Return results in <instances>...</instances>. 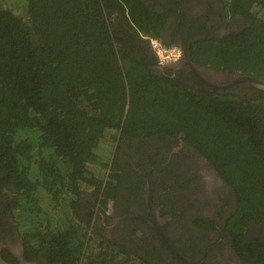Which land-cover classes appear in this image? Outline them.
I'll use <instances>...</instances> for the list:
<instances>
[{
	"label": "trees",
	"instance_id": "trees-1",
	"mask_svg": "<svg viewBox=\"0 0 264 264\" xmlns=\"http://www.w3.org/2000/svg\"><path fill=\"white\" fill-rule=\"evenodd\" d=\"M172 1L0 0L1 182L15 219L50 239V264H149L77 213L81 192L110 206L126 134L181 137L207 152L239 193L229 230L241 235L240 215L264 221V93H216L159 72L146 39L171 46L162 33ZM220 1L224 19L251 25L187 39L190 59L263 76L264 0ZM234 244L264 263V241Z\"/></svg>",
	"mask_w": 264,
	"mask_h": 264
},
{
	"label": "flooded vegetation",
	"instance_id": "flooded-vegetation-1",
	"mask_svg": "<svg viewBox=\"0 0 264 264\" xmlns=\"http://www.w3.org/2000/svg\"><path fill=\"white\" fill-rule=\"evenodd\" d=\"M158 1L164 4L169 0ZM146 4L158 11L165 9L156 8L153 1ZM168 11L162 39L171 45H185L194 37L218 38L226 31L251 25L237 14L224 19L220 0H173ZM167 70L172 76L182 72L190 85L216 93L254 96L258 91L244 85L212 87L187 71ZM117 163L121 177L106 211L96 206L93 193L81 192L77 200L78 215L99 234L149 264H264L243 257L234 244L238 236L243 244L264 241V221L240 215L241 235L239 228L229 230L239 193L207 152L181 137L126 134ZM3 174L0 171V264H50V239L25 230V222L15 219L8 190L2 187Z\"/></svg>",
	"mask_w": 264,
	"mask_h": 264
},
{
	"label": "water",
	"instance_id": "water-1",
	"mask_svg": "<svg viewBox=\"0 0 264 264\" xmlns=\"http://www.w3.org/2000/svg\"><path fill=\"white\" fill-rule=\"evenodd\" d=\"M123 23L126 27H129V23L125 19L123 20ZM174 45L180 48L181 56L176 62L158 66L161 74L165 72V68L173 71H187L192 73L198 80H200L201 83L212 87L227 89L231 86L244 85L264 92V75L254 77L228 71L214 70L193 62L189 57V52L186 49V46L182 42ZM169 249L176 255L175 251H173L170 247ZM186 262L189 263L188 261Z\"/></svg>",
	"mask_w": 264,
	"mask_h": 264
},
{
	"label": "built area",
	"instance_id": "built-area-1",
	"mask_svg": "<svg viewBox=\"0 0 264 264\" xmlns=\"http://www.w3.org/2000/svg\"><path fill=\"white\" fill-rule=\"evenodd\" d=\"M145 39V38H144ZM150 50L154 53L159 65H165L176 62L181 56V51L178 46H166L162 44L158 39L149 38L146 39Z\"/></svg>",
	"mask_w": 264,
	"mask_h": 264
},
{
	"label": "rangeland",
	"instance_id": "rangeland-1",
	"mask_svg": "<svg viewBox=\"0 0 264 264\" xmlns=\"http://www.w3.org/2000/svg\"><path fill=\"white\" fill-rule=\"evenodd\" d=\"M39 194H41V199H40V203H41V206H42V208H43V211H42V213L44 212V201H45V199H46V196H45V194L44 193H39ZM45 209H47L48 210V212H49V209H48V207H47V205L45 206ZM48 216V215H47ZM49 217L51 218V219H53L54 220V216L52 215V213L49 215ZM27 224L29 225L30 224V221L29 220H27L24 224H23V226H24V228H25V230H27ZM30 226V225H29Z\"/></svg>",
	"mask_w": 264,
	"mask_h": 264
},
{
	"label": "clouds",
	"instance_id": "clouds-1",
	"mask_svg": "<svg viewBox=\"0 0 264 264\" xmlns=\"http://www.w3.org/2000/svg\"><path fill=\"white\" fill-rule=\"evenodd\" d=\"M171 46H172V45H171ZM158 66H160V65L158 64ZM127 252H129V251H127ZM127 255H128V254H127ZM127 255H125L124 260H125L126 258L128 259Z\"/></svg>",
	"mask_w": 264,
	"mask_h": 264
}]
</instances>
